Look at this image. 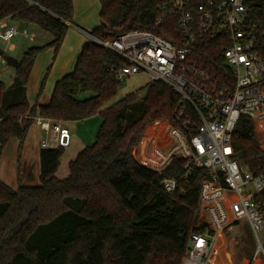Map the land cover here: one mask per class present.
I'll return each instance as SVG.
<instances>
[{"label": "trees", "instance_id": "1", "mask_svg": "<svg viewBox=\"0 0 264 264\" xmlns=\"http://www.w3.org/2000/svg\"><path fill=\"white\" fill-rule=\"evenodd\" d=\"M99 25L90 34L111 40L132 31H149L170 42L178 36L174 19L156 26L157 0H98ZM264 14V1L261 5ZM71 0H0V22L17 21L49 32L54 39L44 47L24 52L15 66L16 93L22 94L35 58L45 48L57 54L72 22ZM214 60L220 61L218 53ZM209 66L211 60L201 61ZM122 61L87 42L71 73L58 80L46 104L31 105L26 96L0 111V157L9 139L21 149L32 121L29 116L54 123L102 120L91 146L68 163V175H54L64 148L40 149V185L13 190L0 181V264H181L194 228L202 169L185 179L184 161L174 157L160 173L132 155L143 133L163 138L175 124L178 96L160 82L148 83L142 98L130 94L110 106L121 82L113 74ZM44 81L41 84V94ZM5 88L0 83V106ZM82 94H90L81 99ZM233 158L249 169L264 171V150L252 124L240 119L232 136ZM177 181L167 194L162 178ZM24 222L12 238L9 234ZM214 254L219 259V253ZM252 258V253H251Z\"/></svg>", "mask_w": 264, "mask_h": 264}, {"label": "built area", "instance_id": "2", "mask_svg": "<svg viewBox=\"0 0 264 264\" xmlns=\"http://www.w3.org/2000/svg\"><path fill=\"white\" fill-rule=\"evenodd\" d=\"M157 1L154 23L174 19L179 32L174 42L137 30L100 40L70 22L65 25L122 61L111 69L118 82L144 74L149 83H163L179 98L175 124H168L160 142L148 136L168 145L163 153L155 151L162 154L158 166L146 167L160 173L178 157L184 161L185 179L193 169L206 172L195 226L201 231L189 236L181 264H207L218 235L240 221L248 225L256 242L254 256L264 264V171L240 165L231 149L240 119L264 130V0ZM0 29L3 42L18 34L14 26ZM208 53H218L220 61L207 58ZM208 59L207 67L201 61ZM27 118L47 136L41 149L69 145L70 134L60 123ZM160 184L167 194L178 189L175 179L164 177Z\"/></svg>", "mask_w": 264, "mask_h": 264}, {"label": "rangeland", "instance_id": "3", "mask_svg": "<svg viewBox=\"0 0 264 264\" xmlns=\"http://www.w3.org/2000/svg\"><path fill=\"white\" fill-rule=\"evenodd\" d=\"M73 1L75 2L76 7L77 3H79V1L81 2L77 10L73 9L72 24H76L81 29L91 32L100 23L99 1ZM6 23L12 24L16 28L18 27V34L8 42L0 40V50L5 56H10L17 61L21 60L24 52H26L29 48L44 47L54 39V36L51 33L42 31L34 25H28L24 30H22L21 24L17 21L8 20ZM76 30L77 29H74L73 27H68L66 35L56 55H54L52 48H45L35 58L30 71V85L33 80L37 83L38 88L37 92L32 94L29 98L24 92H22V94H20L21 92L16 93L17 88L14 85L15 69L7 66L3 58L0 57V83H2L5 88V94L0 106V111L8 105L16 103L23 96H26L28 102L31 105H34L38 102L40 97L46 95L47 91L52 93L55 80L60 75L57 70V65L73 62L72 69L70 70L71 72L73 71L81 46L88 42V39ZM11 45H14L12 50L10 49ZM43 81L44 85L39 96L40 87ZM148 83L149 78L144 74H138L126 78L123 82H121L116 97L108 104V106L117 103L130 94L136 95L138 99L142 98ZM28 90H30V86ZM19 94L21 98H19ZM89 96L90 94H82L80 98L85 99ZM101 122L102 120L100 117L95 116L82 122H74V125L69 124L66 126L70 134H75H72L70 147L67 146L68 148H64V153L60 159V165L54 175L58 180L65 179L67 177L68 163L74 160L78 152L94 143L96 133L101 125ZM146 131L143 133L137 146L132 150V155L134 159L142 165L157 167L158 165L155 163H157V160L160 159L162 154H156L155 151H161L163 153V148L168 145V141H164L162 145H158L159 143L156 140L148 137ZM253 132L257 143L264 148V130L260 128L259 125L254 124ZM46 138L47 136L44 132L40 131L39 137L37 138L38 142L42 139L45 140ZM10 140L14 141L15 139ZM13 151L14 149L12 147V152ZM2 154H5V157L0 161V169L8 163V157L6 154H10V152L4 150ZM198 207L195 215L194 228L198 223ZM261 240L263 241L262 237ZM215 250L219 253V259L214 257ZM255 251L256 242L253 234L251 233L248 225L245 222L240 221L232 226V230H226L224 232V237L221 234L218 235L214 250L207 264H251V253H254ZM226 256L229 258H226ZM252 264H259V262L255 261Z\"/></svg>", "mask_w": 264, "mask_h": 264}, {"label": "crops", "instance_id": "4", "mask_svg": "<svg viewBox=\"0 0 264 264\" xmlns=\"http://www.w3.org/2000/svg\"><path fill=\"white\" fill-rule=\"evenodd\" d=\"M71 1H72V5L74 7L73 9L77 10L79 8L81 1L76 0V1H79V3H77V7L75 6V2L73 0H71ZM7 21L8 20L0 22V26H2V25L14 26L12 24L6 23ZM74 25L76 27H78L76 24H74ZM21 26H22L21 27L22 30H24L28 25L21 24ZM78 28H80V27H78ZM85 44L86 43H84L81 46V48L78 52V55H79L82 47ZM13 48H14V45H11L10 49L12 50ZM53 51H54V49H53ZM78 55H77V57H78ZM72 65H73V62H68V63H64V64L62 63L61 65H57L58 66L57 70L59 71L60 75L56 78L55 83L58 80H60L63 76L71 73L70 70L72 69ZM31 68H32V66H31ZM31 68H30V71H31ZM30 71H29V75H28L27 82L25 85V91H26L25 93H26V96L28 98L30 96H32V94L36 93L37 88H38L37 83L34 82L33 80L31 81L32 83L30 85V80H31ZM29 86H30V90H28ZM53 88H54V86H53ZM51 95H52V93L47 91L45 96L40 97V99L38 100V103L39 104L48 103ZM60 124L63 128L67 129L66 126H68L69 124L74 125V122H61ZM40 131H41V129L39 127L32 124L29 128V131L27 133L25 141H24L20 150H18V148H19V141L18 140L15 139L14 141H11L9 139V141H8V144H7L5 151H9L10 154H6V156L8 157V163H6L5 166H3L0 169V181L5 183L7 186L11 187L12 189H17L18 187H32V186L37 187L40 185V181H39V173H40L39 152L41 149L40 144L43 141V139L40 140L39 142L37 140V138L39 137ZM72 134H70V143H69L68 147H70L71 142H72ZM11 139H13V138H11ZM12 147L14 149L13 152H12ZM4 157H5V154H2L0 157V161H1V159L3 160ZM221 235L224 237V233ZM254 253H252V258H251L252 263L257 261V262H259V264H263L262 259L258 256H254Z\"/></svg>", "mask_w": 264, "mask_h": 264}, {"label": "water", "instance_id": "5", "mask_svg": "<svg viewBox=\"0 0 264 264\" xmlns=\"http://www.w3.org/2000/svg\"><path fill=\"white\" fill-rule=\"evenodd\" d=\"M0 57H2L3 60H4V62L6 63V65L9 66V67H11V68H15V66L18 63V61L15 60L14 58H12L10 56H5L1 50H0ZM13 190H17V189H13ZM23 224H24V222H20L18 224V226L9 234V238L14 237L20 231V229H21V227H22Z\"/></svg>", "mask_w": 264, "mask_h": 264}, {"label": "bare ground", "instance_id": "6", "mask_svg": "<svg viewBox=\"0 0 264 264\" xmlns=\"http://www.w3.org/2000/svg\"><path fill=\"white\" fill-rule=\"evenodd\" d=\"M226 258H229L228 256H226Z\"/></svg>", "mask_w": 264, "mask_h": 264}]
</instances>
